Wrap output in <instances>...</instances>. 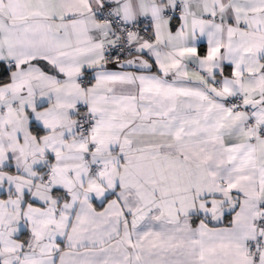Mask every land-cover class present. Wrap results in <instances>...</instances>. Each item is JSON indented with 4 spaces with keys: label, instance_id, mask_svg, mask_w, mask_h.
<instances>
[{
    "label": "snow or ice",
    "instance_id": "obj_1",
    "mask_svg": "<svg viewBox=\"0 0 264 264\" xmlns=\"http://www.w3.org/2000/svg\"><path fill=\"white\" fill-rule=\"evenodd\" d=\"M0 264H264V0H0Z\"/></svg>",
    "mask_w": 264,
    "mask_h": 264
},
{
    "label": "crops",
    "instance_id": "obj_2",
    "mask_svg": "<svg viewBox=\"0 0 264 264\" xmlns=\"http://www.w3.org/2000/svg\"><path fill=\"white\" fill-rule=\"evenodd\" d=\"M229 71H230V69H229Z\"/></svg>",
    "mask_w": 264,
    "mask_h": 264
}]
</instances>
